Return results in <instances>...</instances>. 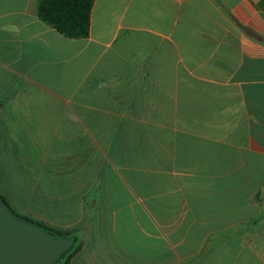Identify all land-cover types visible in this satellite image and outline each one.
I'll list each match as a JSON object with an SVG mask.
<instances>
[{"label": "crops", "instance_id": "1", "mask_svg": "<svg viewBox=\"0 0 264 264\" xmlns=\"http://www.w3.org/2000/svg\"><path fill=\"white\" fill-rule=\"evenodd\" d=\"M219 1L95 0L71 40L0 0V197L70 264H264V0Z\"/></svg>", "mask_w": 264, "mask_h": 264}, {"label": "water", "instance_id": "2", "mask_svg": "<svg viewBox=\"0 0 264 264\" xmlns=\"http://www.w3.org/2000/svg\"><path fill=\"white\" fill-rule=\"evenodd\" d=\"M74 244L22 221L0 201V264H62Z\"/></svg>", "mask_w": 264, "mask_h": 264}, {"label": "trees", "instance_id": "3", "mask_svg": "<svg viewBox=\"0 0 264 264\" xmlns=\"http://www.w3.org/2000/svg\"><path fill=\"white\" fill-rule=\"evenodd\" d=\"M224 12V7L219 0H212ZM38 18L47 26L55 29L61 36L71 40L86 39L90 33V18L95 0H37ZM228 16L229 13L225 12ZM259 194L255 195V201H259ZM4 206L17 218L59 237H71L75 244L63 258L62 264H70L71 258L80 250L81 244H77L71 231L58 230L43 223L34 221L28 217L16 213L6 201L0 197Z\"/></svg>", "mask_w": 264, "mask_h": 264}, {"label": "rangeland", "instance_id": "4", "mask_svg": "<svg viewBox=\"0 0 264 264\" xmlns=\"http://www.w3.org/2000/svg\"><path fill=\"white\" fill-rule=\"evenodd\" d=\"M114 231H116V235H114ZM139 231L140 227L137 228L136 223L131 226L128 220H123L121 217H118L117 224L113 229L108 217L107 222L98 224L95 229L92 243H94V245L103 246L110 243V241H114L121 244L123 247H130L134 244L136 233H139ZM82 257L86 258V252L82 254ZM79 260L82 259L80 258Z\"/></svg>", "mask_w": 264, "mask_h": 264}]
</instances>
